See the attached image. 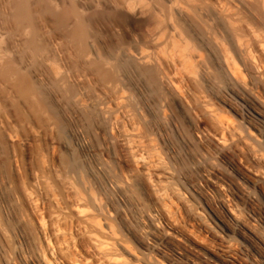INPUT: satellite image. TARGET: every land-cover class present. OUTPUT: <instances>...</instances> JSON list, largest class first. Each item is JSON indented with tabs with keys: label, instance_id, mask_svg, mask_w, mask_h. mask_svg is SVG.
<instances>
[{
	"label": "rangeland",
	"instance_id": "rangeland-1",
	"mask_svg": "<svg viewBox=\"0 0 264 264\" xmlns=\"http://www.w3.org/2000/svg\"><path fill=\"white\" fill-rule=\"evenodd\" d=\"M17 1L0 0V264H264V7L29 0L18 23Z\"/></svg>",
	"mask_w": 264,
	"mask_h": 264
},
{
	"label": "bare ground",
	"instance_id": "bare-ground-1",
	"mask_svg": "<svg viewBox=\"0 0 264 264\" xmlns=\"http://www.w3.org/2000/svg\"><path fill=\"white\" fill-rule=\"evenodd\" d=\"M15 1V0H14ZM186 1H188V0H186ZM186 1H184V2H186ZM196 1V3H197V0H195ZM206 1V0H205ZM220 1V0H219ZM222 1V0H221ZM220 1V2H221ZM247 1H249V0H247ZM251 1V0H250ZM253 1V0H252ZM251 1V2H252ZM183 2V1H182ZM190 2V1H189ZM192 2V1H191ZM208 2H209V0H208ZM219 2V3H220ZM255 2V1H254ZM253 2V3H254ZM177 3V2H176ZM175 3V4H176ZM188 3V2H187ZM207 3V2H206ZM211 3V2H210ZM226 3H228V2H226ZM226 3H225V1H224V4L226 5ZM72 4V3H71ZM178 4V3H177ZM192 4V3H191ZM200 4H202V3H200ZM199 4V5H200ZM223 4V3H222ZM244 4V3H243ZM188 5V4H187ZM194 5H195V3H194ZM198 5V4H197ZM206 5V4H205ZM246 5H248V4H246ZM245 5V6H246ZM256 6H261V7H264V0H257L256 1ZM202 7V6H201ZM14 9H15V14L13 15V16H15V18L14 19H16L17 21H18V23L19 22H31L32 21V18H33V16H32V11H31V7H30V3H29V0H21V1H17L16 3H15V5H14ZM264 9V8H263ZM260 10V9H259ZM195 11V10H194ZM199 11V10H198ZM208 11V10H207ZM196 14V13H195ZM199 14V13H198ZM222 14H223V11H222ZM228 15V14H227ZM58 16V15H57ZM200 16V15H199ZM202 16H200V18H201ZM59 18V17H58ZM193 18L195 19L196 17H195V15L193 14ZM226 18V17H225ZM233 18V17H232ZM194 19H193V21H194ZM221 19V18H220ZM202 20V19H201ZM228 21H230V22H228V23H230L231 25H233V27H235V25L233 24V22L228 18L227 19ZM66 21V20H65ZM197 20H195L194 22H196ZM223 21V20H222ZM77 22V21H76ZM201 23L202 21H199V18H198V21H197V23ZM62 23V22H61ZM196 23V24H197ZM208 23V22H207ZM217 23V22H216ZM235 23V22H234ZM202 24H205V23H202ZM236 24V26H237V23H235ZM207 25V24H206ZM206 25H202L204 28H206L205 26ZM211 26V25H210ZM230 27V26H229ZM232 27V28H233ZM200 28V27H199ZM205 30V29H204ZM207 30H209L208 29V27H207V29H206V32H207ZM211 30V29H210ZM234 31V30H233ZM211 32H213V31H211ZM234 32H237L236 31V28H235V31ZM71 34H72V37L73 38H75V39H77V40H79V41H81V42H84V43H86V40H87V38H88V36H87V31H86V27H85V24L82 22V21H80L79 23H78V25L76 26V28L74 29V31L73 32H71ZM208 34V33H207ZM234 34H236V33H234ZM238 39V38H237ZM240 39V38H239ZM238 39V40H239ZM30 44H32V43H30ZM36 47V46H35ZM35 50H36V48H34ZM152 73H154V71H152ZM154 76V75H153ZM96 240H98V239H96ZM101 242V241H100ZM100 242H98V243H100ZM96 244V243H95ZM99 247H100V250L101 251H103V252H109V250H110V245H109V243L108 242H104V241H102L101 243H100V245H98ZM98 247V248H99ZM112 249H113V247H112ZM78 261V260H77ZM79 263V262H78Z\"/></svg>",
	"mask_w": 264,
	"mask_h": 264
}]
</instances>
